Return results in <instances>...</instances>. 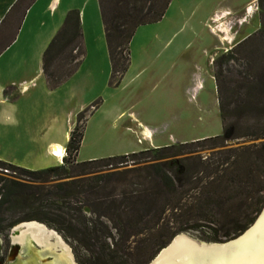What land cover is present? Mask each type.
Returning <instances> with one entry per match:
<instances>
[{"label": "trees", "instance_id": "16d2710c", "mask_svg": "<svg viewBox=\"0 0 264 264\" xmlns=\"http://www.w3.org/2000/svg\"><path fill=\"white\" fill-rule=\"evenodd\" d=\"M171 1L98 0L111 85L117 86L129 67L135 31L160 22ZM257 4L261 27L237 47L257 41L264 52V0ZM233 56L230 50L225 58ZM84 58L79 15L71 11L42 56L48 89L69 79ZM64 61L73 65L70 70L52 67ZM259 63L246 80L247 90L230 94L234 109L218 90V137L69 163L81 145L84 127L78 132L77 123L86 110L75 116L60 166L29 171L0 161L1 170L18 175L17 180L0 177V234L23 222L45 224L70 242L78 264H149L175 236L190 231L215 244L237 238L264 206V53ZM129 160L134 168L126 182L119 172L99 175ZM9 208L21 216L6 219Z\"/></svg>", "mask_w": 264, "mask_h": 264}, {"label": "rangeland", "instance_id": "374dc122", "mask_svg": "<svg viewBox=\"0 0 264 264\" xmlns=\"http://www.w3.org/2000/svg\"><path fill=\"white\" fill-rule=\"evenodd\" d=\"M260 17L257 0L251 3L250 0H180L160 22L135 31L130 65L117 86L110 83L111 66L103 38L101 48L96 47L85 55L77 71L55 88L69 96L71 106L76 101L79 112L88 111L77 123L78 132L84 127L82 141L77 156L70 157L69 163L135 154L220 136L217 92L220 89L223 99L226 98L230 109H234L235 98H230V94L236 88L247 90L246 80L255 74L264 52L257 41L246 49L237 46L258 31ZM230 50L234 51L233 60L227 61L225 55ZM27 51L33 52L32 45ZM72 66L64 61L52 67L64 72ZM35 93L37 96H28L25 102L18 100V105L24 106L27 113L37 109L32 103H39L38 107L43 109L53 101L52 98L44 99L40 87ZM7 117L0 119L4 121L0 123L1 162L29 171L58 167L55 162L61 165L62 161L57 162L46 153L45 145L33 144L40 138L26 133L14 117ZM26 118L30 129L40 123L43 125L47 119L45 114H30ZM75 120L74 117L72 128ZM146 130L150 131V138ZM231 145L236 146L235 143ZM207 153L209 151L201 152V155ZM117 167L107 168L99 175L119 172L121 180L126 182L132 175L130 169L134 168L131 161ZM17 176L13 171L7 174L0 169L2 178L17 180ZM20 216L19 211L5 209L6 219ZM42 225L55 232L78 264L70 242L55 229ZM13 227L0 234V264H21L27 260L22 254V245L27 240L23 244L16 242L21 246L20 255L12 253ZM181 234L196 243L210 244L202 240L200 232ZM48 259L51 261L52 257Z\"/></svg>", "mask_w": 264, "mask_h": 264}, {"label": "crops", "instance_id": "0c3cea01", "mask_svg": "<svg viewBox=\"0 0 264 264\" xmlns=\"http://www.w3.org/2000/svg\"><path fill=\"white\" fill-rule=\"evenodd\" d=\"M179 1L170 2L162 19L172 6H178ZM253 1L255 0H250V3ZM71 11H76L79 15L85 55L88 56L94 48H101L104 38L98 0H0V119L8 115L14 117L26 133L33 138H40L33 141V144L45 145L46 153L52 158L54 150L60 151L61 157L53 158L57 162L62 161L72 122L80 107L78 108L76 101L71 106L69 96L60 93L59 88L54 91L48 89L41 66L44 51ZM248 11L251 12V9ZM221 34L226 36L223 32ZM7 37L9 40L4 43ZM29 45H32L33 52L27 51ZM133 46L134 36L129 45V55ZM23 74L26 76L21 77ZM39 87L44 99L47 101L52 98L53 101H49L48 105L46 102L43 109L38 107L39 103H32L37 109L27 113L24 106L18 105V100L25 102L28 96H37L35 90ZM30 114H45L46 122L30 129L26 121ZM146 134L151 137L150 131L146 130ZM55 164L60 166L56 162Z\"/></svg>", "mask_w": 264, "mask_h": 264}, {"label": "bare ground", "instance_id": "6f19581e", "mask_svg": "<svg viewBox=\"0 0 264 264\" xmlns=\"http://www.w3.org/2000/svg\"><path fill=\"white\" fill-rule=\"evenodd\" d=\"M52 155L53 158H59L61 152L54 150ZM13 237L12 245L18 251L16 254L21 248L16 242L23 244L27 240L22 245V254L27 256V260L21 264H73L60 238L44 226L27 224ZM200 244L180 238L156 264H264V214L253 230L233 245L206 247ZM12 253L15 254L14 251ZM47 257H52V260Z\"/></svg>", "mask_w": 264, "mask_h": 264}, {"label": "water", "instance_id": "95a60500", "mask_svg": "<svg viewBox=\"0 0 264 264\" xmlns=\"http://www.w3.org/2000/svg\"><path fill=\"white\" fill-rule=\"evenodd\" d=\"M263 214H264V206H263V208H262V210H261V212L259 213V215L257 216V218H256V220L254 221V223L243 233V234H241L240 236H238L237 238H235V239H233V240H231V241H228V242H225V243H222V244H215V243H213V244H204L203 243V245L204 246H206V247H223V246H226V245H229V244H232L233 245V243H236L237 241H239V240H241L242 238H244L248 233H250L252 230H253V228L258 224V222L260 221V219L262 218V216H263ZM27 224H38L40 227H43L44 225H42V224H39V223H37V222H34V221H31V222H23V223H20V224H18V225H16L15 227H13L12 228V232H11V235L12 236H14V235H18L20 232H21V230H22V228H25V226L27 225ZM45 227V226H44ZM46 228V227H45ZM55 233V232H54ZM188 239V240H190V241H193V240H191L190 238H188L186 235H183V234H181V235H177V236H175L170 242H169V244L166 246V247H164L163 249H161L158 253H157V255L153 258V260L149 263V264H156L160 259H161V257L170 249V248H172L173 246H174V244L176 243V241L178 240V239ZM193 242H195V241H193ZM198 245H201L200 243H197ZM39 248V247H38ZM68 250H69V248H68ZM69 254H70V256H71V259H72V262H73V264H75V262H74V259H73V256H72V254H71V252H70V250H69Z\"/></svg>", "mask_w": 264, "mask_h": 264}, {"label": "flooded vegetation", "instance_id": "af4514ba", "mask_svg": "<svg viewBox=\"0 0 264 264\" xmlns=\"http://www.w3.org/2000/svg\"><path fill=\"white\" fill-rule=\"evenodd\" d=\"M13 244V243H12ZM12 251H14L15 253L17 252V247H14L13 245H12Z\"/></svg>", "mask_w": 264, "mask_h": 264}, {"label": "clouds", "instance_id": "9594fccd", "mask_svg": "<svg viewBox=\"0 0 264 264\" xmlns=\"http://www.w3.org/2000/svg\"><path fill=\"white\" fill-rule=\"evenodd\" d=\"M0 123H4V121L0 120Z\"/></svg>", "mask_w": 264, "mask_h": 264}]
</instances>
